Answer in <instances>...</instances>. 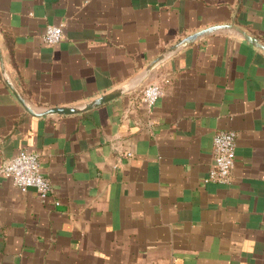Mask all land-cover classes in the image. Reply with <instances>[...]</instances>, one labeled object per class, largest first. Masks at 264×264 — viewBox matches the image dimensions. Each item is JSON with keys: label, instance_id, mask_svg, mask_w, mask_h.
Segmentation results:
<instances>
[{"label": "crops", "instance_id": "0c3cea01", "mask_svg": "<svg viewBox=\"0 0 264 264\" xmlns=\"http://www.w3.org/2000/svg\"><path fill=\"white\" fill-rule=\"evenodd\" d=\"M229 25L264 46V0H0V168L38 154L52 186L0 175V264H264V49L231 28L175 49ZM221 131L232 179L207 183Z\"/></svg>", "mask_w": 264, "mask_h": 264}, {"label": "built area", "instance_id": "2783aa9c", "mask_svg": "<svg viewBox=\"0 0 264 264\" xmlns=\"http://www.w3.org/2000/svg\"><path fill=\"white\" fill-rule=\"evenodd\" d=\"M64 30V24L48 26L42 38L44 44L58 45L64 38ZM163 94L161 85L152 83L142 90L141 100L148 108H152ZM213 145V164L205 182L229 184L235 167L237 134L226 131L217 132ZM0 175L11 180L23 192L36 190L41 198H47L52 192L50 180L42 172L40 156L26 150L5 162L0 168Z\"/></svg>", "mask_w": 264, "mask_h": 264}, {"label": "water", "instance_id": "95a60500", "mask_svg": "<svg viewBox=\"0 0 264 264\" xmlns=\"http://www.w3.org/2000/svg\"><path fill=\"white\" fill-rule=\"evenodd\" d=\"M222 28H231V29H236L238 32H240L245 38L246 40H248L249 42L253 43V44H256L258 45L259 47H261L262 49H264V46L259 44V42L254 39V38H251L250 36H248L244 31L240 30L239 28H237L236 26H233V25H229V26H218V27H214V28H210L208 30H205V31H202V32H199L185 40H183L182 42H180V44L175 47L178 48L179 46H182L184 44H187V43H191L193 41H195L198 37L204 35V34H207V33H210V32H213V31H216L218 29H222ZM125 89L127 90V88H123L122 90H120L119 92H116L114 94H111L109 96H106V97H103L99 100H96L90 104H87L83 107H80V108H52L50 110H47L46 112H43V113H35L34 111H32L30 108H27V112H29L30 114L34 115V116H40V117H43V116H47V115H54V114H58V115H76V114H80V113H84L86 111H89L93 108H96V107H99L105 103H108L110 101H112L113 99L117 98L118 96H120L124 91ZM22 102V100H20ZM22 104L24 106L25 103L22 102Z\"/></svg>", "mask_w": 264, "mask_h": 264}]
</instances>
